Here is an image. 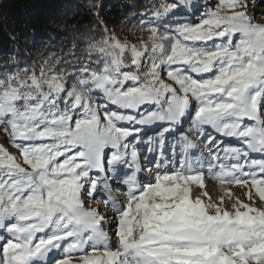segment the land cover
Listing matches in <instances>:
<instances>
[{
  "label": "snow or ice",
  "instance_id": "1",
  "mask_svg": "<svg viewBox=\"0 0 264 264\" xmlns=\"http://www.w3.org/2000/svg\"><path fill=\"white\" fill-rule=\"evenodd\" d=\"M188 4L153 8L134 41L105 27L68 58L5 62L0 264H50L57 250L52 264H264V0H215L173 22ZM152 127L161 147L178 134L172 168L140 165ZM206 178L252 204L229 212Z\"/></svg>",
  "mask_w": 264,
  "mask_h": 264
},
{
  "label": "trees",
  "instance_id": "2",
  "mask_svg": "<svg viewBox=\"0 0 264 264\" xmlns=\"http://www.w3.org/2000/svg\"><path fill=\"white\" fill-rule=\"evenodd\" d=\"M168 0H0V71L10 57L21 64L54 56L68 58L82 51L103 28L124 39L146 35L142 24L153 8ZM180 3V0H177ZM215 3V0H214ZM208 0H189L177 9L173 22H194L193 13L206 10ZM11 67V65H9Z\"/></svg>",
  "mask_w": 264,
  "mask_h": 264
},
{
  "label": "rangeland",
  "instance_id": "3",
  "mask_svg": "<svg viewBox=\"0 0 264 264\" xmlns=\"http://www.w3.org/2000/svg\"><path fill=\"white\" fill-rule=\"evenodd\" d=\"M260 0H257V3H259ZM209 3H214V0H208V4ZM199 11H200V8L198 11H196L195 13H193V15L195 17H191V18H194V22H197L199 19ZM258 12L260 13H264V6H261L257 9ZM193 22V23H194ZM256 22L259 23L261 22V18L259 16L256 17ZM147 35V34H146ZM189 127H190V118L186 117L185 118V121L182 125V128L185 132L189 131ZM187 130V131H186ZM158 128L157 127H152V128H149V129H146L144 131H142L140 133V140L139 142L137 143V148H138V151H139V154L140 152H145L146 150L149 149L150 153L148 155V157H142L144 159H147L148 161L150 160H156V156H157V150H158V139H159V136H158ZM171 133H165V137L166 136H170ZM191 134V133H189ZM177 135V136H176ZM175 138V140H172L170 142V145L167 144V146L164 148V145L160 148V152L161 150L163 151H166L169 152L171 147H173V152L172 154L175 156L174 158V162H173V165L172 166H169L170 168H172L176 163L177 161L181 158V155H180V152L177 153L180 149H179V145L177 143L178 141V134H173V136H171V138ZM4 133L0 132V143H4ZM195 139V137H193ZM198 142V141H197ZM4 146L13 154H16V149L8 144H4ZM202 147V145H201ZM165 154V153H164ZM166 155V154H165ZM160 156V159H163L164 161V164H166V162H169L168 158H170L169 155L167 156ZM157 160V161H160ZM170 162H171V158H170ZM149 164V162H148ZM147 164V165H148ZM168 166V164H167ZM146 168V167H145ZM143 176H147L148 173L145 171L143 172L142 174ZM206 190L208 192V194L211 196V198L215 201H219L220 197L223 196L224 197V207L229 211L231 212L233 209H232V203L233 201L238 198L241 202L243 203H248V204H252V201L248 199V193H247V190L242 188V187H238V186H226V188L222 189L219 182L218 181H215L214 179H210V178H206ZM118 188H121V185H118ZM236 190V192H235ZM201 189L199 188H196L194 187L193 188V192H192V195L193 197L197 196V195H200L201 194ZM123 193L122 191H118L116 190V193ZM231 193V196L228 195V193ZM102 194H105V193H102ZM122 201V200H121ZM87 207L89 208H100L102 210V213L104 214H111V209L102 204V203H96L95 201L91 202V203H88L86 204ZM256 207H261L262 205L260 204V202L257 200L256 201V204H255ZM243 210V209H241ZM59 255H56L52 258V261H55L56 259L58 258H62L64 255H63V252L62 251H59ZM52 261H51V264H52ZM72 264H78V262L76 260H73Z\"/></svg>",
  "mask_w": 264,
  "mask_h": 264
},
{
  "label": "bare ground",
  "instance_id": "4",
  "mask_svg": "<svg viewBox=\"0 0 264 264\" xmlns=\"http://www.w3.org/2000/svg\"><path fill=\"white\" fill-rule=\"evenodd\" d=\"M168 160H169V162H166V164L170 165V164L172 163V160H173V159H171V162H170V158H168ZM166 164H165V166H167ZM145 165H146V167L148 166L147 164H145ZM167 167H168V166H167ZM169 168H170V167H169ZM139 175H140V174H139ZM205 183H206V181H205ZM235 192H236V190H235ZM121 195H122V193L119 194V196H121ZM123 195H124V194H123ZM54 252H55V251H54ZM54 252H53V253H54ZM53 253H51L50 255H52Z\"/></svg>",
  "mask_w": 264,
  "mask_h": 264
}]
</instances>
